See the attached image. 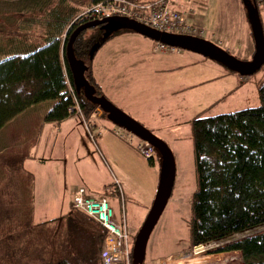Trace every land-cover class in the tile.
Instances as JSON below:
<instances>
[{
	"label": "trees",
	"instance_id": "1",
	"mask_svg": "<svg viewBox=\"0 0 264 264\" xmlns=\"http://www.w3.org/2000/svg\"><path fill=\"white\" fill-rule=\"evenodd\" d=\"M74 1L88 7L111 0ZM241 1L246 10L252 5V0ZM255 6L262 26L260 10H264V0H255ZM72 16L53 17L54 21L60 19L62 31L68 25L63 37H59L63 33L60 32L42 41L36 38L28 52L19 50L0 58V131L27 108L46 101L52 103L42 117L43 122H60L73 115L69 85L86 116L97 111L108 119L107 113L74 84L66 46L73 29L89 19L71 22ZM87 29L76 35L72 51L77 59L83 60L85 78L95 95L105 97L93 76L91 61L105 42L127 29H119L105 38L102 25L90 27L93 30L88 34ZM250 34L253 38L252 30ZM96 43L98 47L91 56ZM26 45L24 40L14 42L15 48ZM256 90L257 106L215 115L200 114L191 121L197 186L191 201L190 245H200L194 247L198 251L193 255L194 264H204L213 258L199 255L204 251L202 244L264 225V79L256 82ZM38 131L26 140L19 139L24 141L20 146L17 140L0 149V264H26L36 252L42 259L40 264H100L106 231L94 219L71 209L61 216L58 226L59 219L34 221L33 175L24 168V161L30 157ZM156 157L161 162L157 150ZM147 160L154 162L153 158ZM101 193L108 198L119 196L114 184ZM229 251L240 252V264H264V231L215 250Z\"/></svg>",
	"mask_w": 264,
	"mask_h": 264
},
{
	"label": "rangeland",
	"instance_id": "2",
	"mask_svg": "<svg viewBox=\"0 0 264 264\" xmlns=\"http://www.w3.org/2000/svg\"><path fill=\"white\" fill-rule=\"evenodd\" d=\"M208 2H210V7L218 9V13L222 17L220 25L222 28L218 30L216 36L209 35L210 41L216 43L219 39H223L224 44L218 45L233 56L244 60V49L234 52L230 48V45H234L232 37L236 38L237 44H241L240 36L246 27L242 18V12L245 10L242 1L208 0ZM85 7L77 4L74 0H0V38L6 41V35L12 31L15 40L36 39L40 33L46 34V30L48 33L51 32L54 23L57 22L53 17L64 18L73 15L71 22H79V19L75 18L85 10ZM261 17L264 19V10H260V20ZM92 30L87 29V34ZM162 45L165 44L156 41L157 53H160ZM180 51L187 54L192 52L200 58H207L201 53L181 48ZM224 68L230 71L229 68L225 66ZM208 73L212 76L217 72L211 69ZM237 74H235L236 77H243V75ZM250 77L254 78L253 81L246 84L247 92L239 90L234 94H227L226 92L233 87L234 83L222 75L206 84L191 87L187 93H184L182 102L184 105L180 106V114L176 116L175 124L169 128L168 132L169 147L175 159L174 183L171 194L148 236L143 264H148L153 256L166 254L169 256L161 259L157 264H194L193 255L198 251L190 245V219L192 195L197 184L189 120L204 108L206 109L201 114L215 115L232 112L246 106L258 105L257 92L254 90L251 94L247 95V93L251 88H254V80L264 79V65ZM240 99H245L246 102L242 103L239 101ZM186 100L189 102L188 105H186ZM175 101L178 102V99ZM48 132V129L43 131L39 144L32 149L31 156L25 164V167L36 175L35 186L32 187V196L35 197V222L55 218L67 212L71 203L70 189L86 185L87 178L84 172L87 169L85 164L88 163V170L96 176L97 183L112 185L118 178L120 187L123 189L122 197L126 221L136 233L143 223L157 191L156 186L153 190V186L155 181L158 182L160 176L159 158L155 156L154 162L151 164L144 156L140 155L147 167L139 168L135 164L132 172L126 171L125 174H120L108 157L103 160L99 155L84 128L79 130L80 140L77 133L65 131L49 139L46 135ZM152 132L159 134L156 130H152ZM137 156L139 157V155ZM40 158L42 161L38 160ZM102 161H106V163L104 162L105 166ZM110 204L114 209H117L118 198L114 200L112 198ZM13 208H17V206ZM59 222L60 220H58L57 226ZM262 231H264V225L244 233H238L233 237L202 244L204 251L199 255L213 257L210 262L204 264H240L242 262L240 252L218 253L215 250L239 240L243 236H250ZM133 241L134 238L131 242ZM41 261L40 255L36 252L27 260L26 264H40Z\"/></svg>",
	"mask_w": 264,
	"mask_h": 264
},
{
	"label": "crops",
	"instance_id": "3",
	"mask_svg": "<svg viewBox=\"0 0 264 264\" xmlns=\"http://www.w3.org/2000/svg\"><path fill=\"white\" fill-rule=\"evenodd\" d=\"M173 6L185 15L187 22H195L201 25L206 32L205 39L207 40H210L209 35L211 37L214 35L216 36L218 30L222 28L220 26L222 17H220L221 15L218 13V9L210 7V2H208V0H173ZM242 14L246 27L240 36L241 44H237L236 38L232 37L234 39V45H230V48L234 50V52L239 49H244V60H250L255 50V44L250 34L251 27L247 10L245 9ZM261 23L263 26L264 19L262 17ZM67 27L68 25H66L62 31L61 21L58 20L55 23V26L51 29L50 33L39 35L37 39L38 41H42L44 37L56 35L60 32L63 33H60L59 37H63ZM6 37V41L0 38V58L12 55L19 52V50L22 53H26L32 48L30 44L36 41L33 38L24 40V42H27V45L20 47L19 49V47H14V42L16 40L13 33L7 34ZM217 42V45L224 44L223 39H219ZM155 46V40L138 32L126 30L111 37L95 52L91 61V67L93 76L102 94L114 105L143 124L150 131L156 130L159 132L158 135H155L161 138L168 146L170 145L168 133L169 128L174 126V120H176V116L180 114V106L184 105L182 103L184 101V93H187L189 88L206 84L210 80L218 79L222 75H225L234 83L233 87L226 92L231 95L239 90L247 92L246 84L253 81L254 77L250 76H243L241 78L236 77L235 74L237 72L232 70L229 71L215 60L200 58L196 56L197 54L192 52V54L190 52V54H187L185 52H177L169 49H161L160 53H157ZM211 69L215 70L217 73L212 76L208 75V71ZM254 82V88H251L247 95L254 92V90L257 92L256 82H258V80H254ZM247 95L245 97L246 99ZM176 99H178V102L175 101ZM239 101L242 103L246 102L245 99H240ZM185 102L186 105L189 104L188 100ZM51 103V101H46L36 104L27 108L15 117L0 131V149L10 146L12 141L17 140L16 144L20 146L24 143V141L21 142L20 140L30 138L35 131L39 130L37 134V142L33 146L34 148L39 144L40 139L43 136L42 133L46 129L49 131L46 134L49 139H52L58 133L65 131L77 133V137L80 140L79 130L83 127L75 115H71L60 122H43L42 117L51 107ZM205 109L206 108L202 109L198 113H195L190 118V132L191 121L194 117L204 112ZM111 125L117 126L109 119L102 118L101 116L98 119L97 126L99 127L110 128L112 127ZM97 142L103 157H108L113 167L118 170L120 174H125L126 171L132 172L135 164H137L139 168L147 167L145 166L147 164H145L144 160L140 156L141 154L136 149L134 144L120 138L108 129L101 131L98 135ZM137 155H139V157ZM28 159L24 161V168L28 172L32 173L34 188L36 175L34 172L25 167ZM38 160L42 161L41 158ZM104 162L106 163V161ZM104 162L102 161V164H104ZM85 166H87V169H85L84 174L87 180L85 181L86 185L82 186L86 188L88 194L96 196L104 190H110V184L97 183L96 176L88 170L89 164L86 163ZM116 180H118V178ZM118 183H120L119 180ZM158 184L159 179L158 182L155 181L153 190L155 186L156 189L158 188ZM74 189L76 188L70 189V201H72L71 197ZM34 198L35 197L33 195L32 209L33 215L35 216ZM108 199L111 202L112 198ZM114 199L115 198H113V200ZM118 209L119 204L118 208L114 210L118 212ZM70 210L71 203L68 206L67 212ZM63 214L48 220H60ZM237 252L239 251H229L227 253ZM167 256H169V254L153 256L150 258L148 264H157V262Z\"/></svg>",
	"mask_w": 264,
	"mask_h": 264
},
{
	"label": "water",
	"instance_id": "4",
	"mask_svg": "<svg viewBox=\"0 0 264 264\" xmlns=\"http://www.w3.org/2000/svg\"><path fill=\"white\" fill-rule=\"evenodd\" d=\"M247 13L255 44V50L250 60L239 59L210 40L190 35L159 31L133 19L119 15L108 16L101 19H94L80 23L73 29L68 38L66 55L74 84L76 85L77 89H82L88 100L98 104L99 107L107 113V118L112 123L131 132L136 137L147 141L155 148V150L160 153L161 156L158 188L153 203L143 223L135 234L131 253L132 264H143L148 236L153 226L157 222V219L159 218L161 210L168 196L171 194L175 178L174 155L171 148L143 124L122 111L107 98L95 95L94 90L89 86L85 78L84 72L86 70V66L83 60L77 59L73 54V41L80 31L84 30L85 28H90L97 25H102V29L104 30L102 36L103 38L119 29H127L138 32L144 36H147L148 38L171 47L201 53L203 56L225 65L227 68L237 72L240 75L249 76L256 73L264 65V33L263 28L260 25L259 16L257 15L255 0H252V5L249 4L247 6ZM97 47L98 43L93 45V48L90 52L91 56ZM244 237L246 236H243L242 238Z\"/></svg>",
	"mask_w": 264,
	"mask_h": 264
},
{
	"label": "built area",
	"instance_id": "5",
	"mask_svg": "<svg viewBox=\"0 0 264 264\" xmlns=\"http://www.w3.org/2000/svg\"><path fill=\"white\" fill-rule=\"evenodd\" d=\"M258 1V0H257ZM119 15L133 19L139 23L147 25L159 31L170 32L175 34L190 35L198 38H204L206 32L201 25L186 20L185 15L173 6V0H111L107 2H97L85 8V10L75 19H101L108 16ZM264 29V25L262 26ZM162 50L169 49L180 51V48L167 47L162 45ZM69 91L74 101L75 115L81 122L89 140L93 143L99 155L103 157L97 143V137L106 127L97 126L100 115L97 111H92L86 116L76 98L75 92L69 85ZM120 138L134 144L136 149L145 158L156 156L155 148L147 141H144L134 134L119 126L108 128ZM135 137V139H134ZM118 190L119 209L114 210L106 195L102 193L93 196L88 194L83 186H79L72 191L71 209L82 212L98 222L105 229L101 248L100 264H132L131 242L135 231L129 227L126 221L122 189L116 180L113 183Z\"/></svg>",
	"mask_w": 264,
	"mask_h": 264
}]
</instances>
